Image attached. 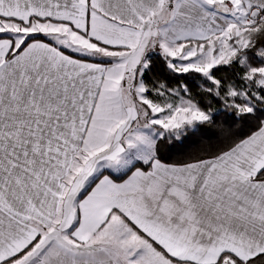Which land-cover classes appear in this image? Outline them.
Wrapping results in <instances>:
<instances>
[{
	"label": "snow or ice",
	"instance_id": "obj_1",
	"mask_svg": "<svg viewBox=\"0 0 264 264\" xmlns=\"http://www.w3.org/2000/svg\"><path fill=\"white\" fill-rule=\"evenodd\" d=\"M0 264H264V0H0Z\"/></svg>",
	"mask_w": 264,
	"mask_h": 264
}]
</instances>
